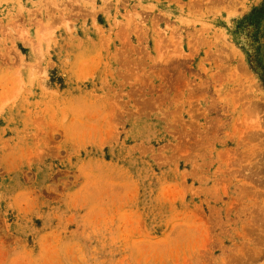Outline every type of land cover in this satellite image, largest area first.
Segmentation results:
<instances>
[{
	"label": "rangeland",
	"instance_id": "1",
	"mask_svg": "<svg viewBox=\"0 0 264 264\" xmlns=\"http://www.w3.org/2000/svg\"><path fill=\"white\" fill-rule=\"evenodd\" d=\"M263 0H0V264H264Z\"/></svg>",
	"mask_w": 264,
	"mask_h": 264
},
{
	"label": "trees",
	"instance_id": "2",
	"mask_svg": "<svg viewBox=\"0 0 264 264\" xmlns=\"http://www.w3.org/2000/svg\"><path fill=\"white\" fill-rule=\"evenodd\" d=\"M254 19H260L264 16V0L261 5L253 11Z\"/></svg>",
	"mask_w": 264,
	"mask_h": 264
}]
</instances>
